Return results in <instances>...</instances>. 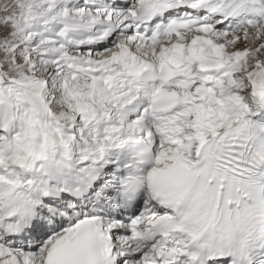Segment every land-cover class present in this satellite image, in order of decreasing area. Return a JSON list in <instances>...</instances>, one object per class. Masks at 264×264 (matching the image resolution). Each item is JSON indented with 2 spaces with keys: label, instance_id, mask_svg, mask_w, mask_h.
<instances>
[{
  "label": "snow or ice",
  "instance_id": "snow-or-ice-1",
  "mask_svg": "<svg viewBox=\"0 0 264 264\" xmlns=\"http://www.w3.org/2000/svg\"><path fill=\"white\" fill-rule=\"evenodd\" d=\"M0 264H264V0H0Z\"/></svg>",
  "mask_w": 264,
  "mask_h": 264
}]
</instances>
